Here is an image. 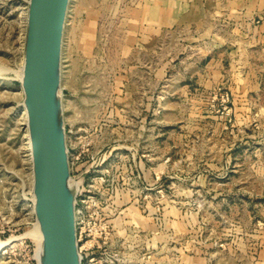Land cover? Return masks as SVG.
Masks as SVG:
<instances>
[{"label": "rangeland", "instance_id": "1", "mask_svg": "<svg viewBox=\"0 0 264 264\" xmlns=\"http://www.w3.org/2000/svg\"><path fill=\"white\" fill-rule=\"evenodd\" d=\"M245 2L70 0L61 93L82 264H264V0L232 11ZM26 7L0 0V264H39Z\"/></svg>", "mask_w": 264, "mask_h": 264}, {"label": "water", "instance_id": "2", "mask_svg": "<svg viewBox=\"0 0 264 264\" xmlns=\"http://www.w3.org/2000/svg\"><path fill=\"white\" fill-rule=\"evenodd\" d=\"M70 0H27L20 90L30 146L40 264H82L62 101V47Z\"/></svg>", "mask_w": 264, "mask_h": 264}, {"label": "bare ground", "instance_id": "3", "mask_svg": "<svg viewBox=\"0 0 264 264\" xmlns=\"http://www.w3.org/2000/svg\"><path fill=\"white\" fill-rule=\"evenodd\" d=\"M21 64L22 65H21V67L18 70V78L19 79H21V77H22V70H23V63H21ZM24 116H25L24 126L26 128V115H25V113H24ZM28 137H29V135H28L27 128H26L25 138H26V143H27V149L29 151V153H28L29 154V162H30V165H31L30 146H29ZM31 182H32V169H31ZM30 187H32V183H31V186ZM32 199H33V197H32ZM31 232L34 235V238H35V240L37 242V252H36V255H37V258H38V262H39L40 256H41V242H42V239H41V232H40L39 225H38L37 221H34L33 229H32ZM1 244H2V242H0V245Z\"/></svg>", "mask_w": 264, "mask_h": 264}, {"label": "crops", "instance_id": "4", "mask_svg": "<svg viewBox=\"0 0 264 264\" xmlns=\"http://www.w3.org/2000/svg\"><path fill=\"white\" fill-rule=\"evenodd\" d=\"M232 11H234V12H239V13H241V11H244V12H246V11H248L249 13V15H251L250 14V12L252 11V2H251V0H248V2H247V4H246V2L245 3H243L242 5H239V6H237V7H234L233 9H232ZM239 16H241V17H244L245 16V14L244 15H242V14H240ZM170 18V17H169ZM166 20V19H165ZM169 20V24H164L165 26H168V25H170L171 26V20L170 19H168ZM243 26H247V27H250L251 26V24H250V22H244L243 23Z\"/></svg>", "mask_w": 264, "mask_h": 264}, {"label": "built area", "instance_id": "5", "mask_svg": "<svg viewBox=\"0 0 264 264\" xmlns=\"http://www.w3.org/2000/svg\"><path fill=\"white\" fill-rule=\"evenodd\" d=\"M71 171H72V168H71ZM78 190H79V186H78V184H76V222H77V213L79 212V208L77 207V194H78ZM78 240H79V237H78ZM79 250H80V253H81V247L80 246H79ZM82 259H83V255H82Z\"/></svg>", "mask_w": 264, "mask_h": 264}]
</instances>
